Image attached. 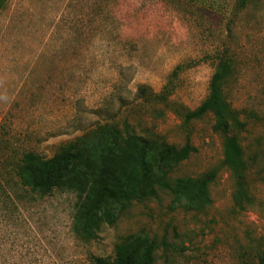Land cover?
I'll list each match as a JSON object with an SVG mask.
<instances>
[{"label":"rangeland","instance_id":"obj_1","mask_svg":"<svg viewBox=\"0 0 264 264\" xmlns=\"http://www.w3.org/2000/svg\"><path fill=\"white\" fill-rule=\"evenodd\" d=\"M219 57L231 62L223 90L245 123L236 134L251 199L243 210L233 203L235 178L223 165L212 116L184 122L206 96ZM165 85L166 98L153 99ZM124 123L140 136L195 148L170 180L210 170L216 178L197 208L172 209L171 195L159 190L101 226L97 239L82 241L72 231L77 195L24 188L17 165L25 152L48 159L98 125L123 133ZM140 232L158 245L154 264H257L264 250V0L243 7L239 0H10L0 11V264H91Z\"/></svg>","mask_w":264,"mask_h":264},{"label":"trees","instance_id":"obj_2","mask_svg":"<svg viewBox=\"0 0 264 264\" xmlns=\"http://www.w3.org/2000/svg\"><path fill=\"white\" fill-rule=\"evenodd\" d=\"M9 1L0 0V11ZM239 3L243 7L246 0ZM178 69L181 66L176 67L173 74ZM231 70L230 60L219 57L206 96L195 109L185 113L184 122L212 116L213 131L223 136V165L235 178L233 203L238 210H243L251 199L245 179L247 164L236 134L244 130L245 123L229 104L223 90ZM167 87L164 86L161 96L152 98L165 99L163 95L169 93H165ZM146 89L142 94L148 98ZM194 152L190 142L178 148L157 137L131 132L125 123L123 133L103 124L67 142L51 158L31 151L23 153L15 175L22 187L40 195L53 190L76 194L72 231L78 239L89 242L97 239L101 226L114 225L133 202L155 198L159 190L171 195L172 209L191 210L207 201L208 186L216 178L215 170L195 178H169ZM157 248L155 239L148 235L131 234L115 244L111 258L93 257L91 264H154ZM257 264H264V250L257 256Z\"/></svg>","mask_w":264,"mask_h":264}]
</instances>
